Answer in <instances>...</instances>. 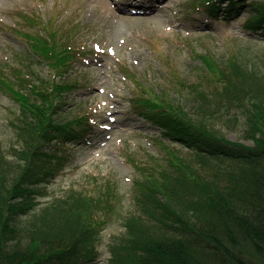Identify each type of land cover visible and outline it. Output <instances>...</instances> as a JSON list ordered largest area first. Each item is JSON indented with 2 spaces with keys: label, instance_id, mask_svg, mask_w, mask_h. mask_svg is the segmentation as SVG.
Masks as SVG:
<instances>
[{
  "label": "trees",
  "instance_id": "trees-1",
  "mask_svg": "<svg viewBox=\"0 0 264 264\" xmlns=\"http://www.w3.org/2000/svg\"><path fill=\"white\" fill-rule=\"evenodd\" d=\"M247 2L202 0L211 17L225 20L250 6L245 31L264 37V2ZM25 19L40 30L16 32L52 78L35 82L8 71L9 64L0 67V88L21 109L14 124L19 147L8 152L0 141V264H97L117 194L72 189L42 208L36 197L66 160L60 151L95 129L92 110L62 114L67 96L89 82L78 65L95 52L83 50L75 29L53 17ZM192 52L201 63L196 80L170 73L160 94L149 83L133 93V113L153 129L162 157L132 160L141 176L134 182L141 212L126 219L109 264H264V62L242 51ZM239 122L243 137L230 140L226 130Z\"/></svg>",
  "mask_w": 264,
  "mask_h": 264
},
{
  "label": "rangeland",
  "instance_id": "rangeland-1",
  "mask_svg": "<svg viewBox=\"0 0 264 264\" xmlns=\"http://www.w3.org/2000/svg\"><path fill=\"white\" fill-rule=\"evenodd\" d=\"M254 2L264 0H249L246 5ZM225 7L223 3L222 9ZM251 13L249 6L229 20L221 14L214 18L202 0H0L1 68L9 64L8 71L21 70L35 82L52 78L46 62L35 57L26 38L16 32L40 30L25 19L27 16L53 17L56 25L74 28L75 42L83 50L95 52L77 67L89 82L67 96L69 104L62 113L73 117L92 110L95 129L83 143L60 151L66 160L56 176L39 187L45 192L36 197L42 208L72 189L94 196L109 189L117 194L111 198L113 211L101 231L97 264H109L111 245L125 235L126 219L141 212L134 185L141 176L132 160L146 162L152 153L162 157L151 141L153 129L133 113V93L140 92L142 83L152 84L160 94V87L171 79L170 73L196 80L201 63L192 50L218 56L242 51L244 56L264 62V37L249 35L244 28ZM20 116L17 101L0 88V141L8 152L20 145L14 125ZM229 127L228 138L241 141L242 122ZM27 219L18 223L24 225Z\"/></svg>",
  "mask_w": 264,
  "mask_h": 264
}]
</instances>
